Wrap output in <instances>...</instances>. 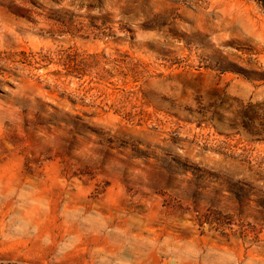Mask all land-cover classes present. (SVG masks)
I'll use <instances>...</instances> for the list:
<instances>
[{
    "label": "rangeland",
    "instance_id": "obj_1",
    "mask_svg": "<svg viewBox=\"0 0 264 264\" xmlns=\"http://www.w3.org/2000/svg\"><path fill=\"white\" fill-rule=\"evenodd\" d=\"M0 264H264V0H0Z\"/></svg>",
    "mask_w": 264,
    "mask_h": 264
}]
</instances>
